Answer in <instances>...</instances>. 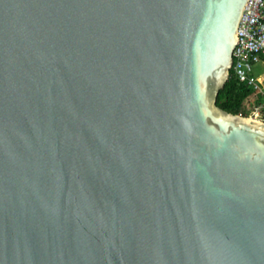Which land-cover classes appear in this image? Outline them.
Instances as JSON below:
<instances>
[{"label":"water","instance_id":"water-1","mask_svg":"<svg viewBox=\"0 0 264 264\" xmlns=\"http://www.w3.org/2000/svg\"><path fill=\"white\" fill-rule=\"evenodd\" d=\"M246 1L0 0V264H264Z\"/></svg>","mask_w":264,"mask_h":264},{"label":"built area","instance_id":"built-area-1","mask_svg":"<svg viewBox=\"0 0 264 264\" xmlns=\"http://www.w3.org/2000/svg\"><path fill=\"white\" fill-rule=\"evenodd\" d=\"M264 64V0H247L237 26L230 69L239 81L264 94V71L253 73V65Z\"/></svg>","mask_w":264,"mask_h":264},{"label":"trees","instance_id":"trees-1","mask_svg":"<svg viewBox=\"0 0 264 264\" xmlns=\"http://www.w3.org/2000/svg\"><path fill=\"white\" fill-rule=\"evenodd\" d=\"M252 93H255L254 90L250 86L239 81L232 70L229 69L228 78L219 89L216 96V104L226 111L247 115L244 103ZM258 95L263 94L258 92Z\"/></svg>","mask_w":264,"mask_h":264},{"label":"rangeland","instance_id":"rangeland-1","mask_svg":"<svg viewBox=\"0 0 264 264\" xmlns=\"http://www.w3.org/2000/svg\"><path fill=\"white\" fill-rule=\"evenodd\" d=\"M264 71V64L261 61L253 65V73L258 75ZM264 95V94H263ZM258 95V92L252 93L245 101V110L247 116L264 120V96Z\"/></svg>","mask_w":264,"mask_h":264}]
</instances>
